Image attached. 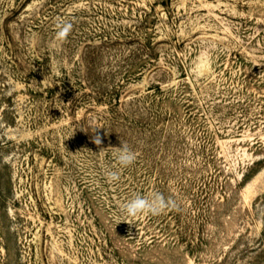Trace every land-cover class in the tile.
I'll return each instance as SVG.
<instances>
[{
	"label": "rangeland",
	"instance_id": "1",
	"mask_svg": "<svg viewBox=\"0 0 264 264\" xmlns=\"http://www.w3.org/2000/svg\"><path fill=\"white\" fill-rule=\"evenodd\" d=\"M0 264H264V0H0Z\"/></svg>",
	"mask_w": 264,
	"mask_h": 264
},
{
	"label": "clouds",
	"instance_id": "2",
	"mask_svg": "<svg viewBox=\"0 0 264 264\" xmlns=\"http://www.w3.org/2000/svg\"><path fill=\"white\" fill-rule=\"evenodd\" d=\"M72 30V22L66 20H58L55 25L54 39L61 43L66 42ZM100 128L101 127L92 126L90 132L92 133V142L98 148H100V152H103L105 151V148L103 147V137L98 131ZM109 147L113 149L116 162L121 169L130 167L137 159L136 152L133 151L126 142L120 141V146ZM107 179L110 182L118 181L120 179L119 172H108ZM122 209L128 217L135 218L141 215L158 216L164 214L167 211H179V205L172 197H165L160 192H153L148 196L139 194L133 196L122 205Z\"/></svg>",
	"mask_w": 264,
	"mask_h": 264
}]
</instances>
